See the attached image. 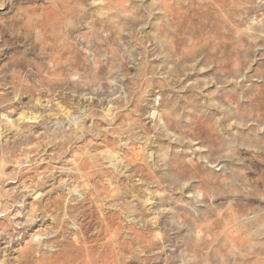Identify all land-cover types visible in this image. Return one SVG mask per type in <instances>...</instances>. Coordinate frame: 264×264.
Returning a JSON list of instances; mask_svg holds the SVG:
<instances>
[{
  "label": "rangeland",
  "instance_id": "rangeland-1",
  "mask_svg": "<svg viewBox=\"0 0 264 264\" xmlns=\"http://www.w3.org/2000/svg\"><path fill=\"white\" fill-rule=\"evenodd\" d=\"M232 1L0 0V264H264V0Z\"/></svg>",
  "mask_w": 264,
  "mask_h": 264
},
{
  "label": "bare ground",
  "instance_id": "bare-ground-1",
  "mask_svg": "<svg viewBox=\"0 0 264 264\" xmlns=\"http://www.w3.org/2000/svg\"><path fill=\"white\" fill-rule=\"evenodd\" d=\"M212 1V3L214 4V6L216 7V9L218 10V11H220L223 15H224V17H226L227 19H230L229 18V16H228V10H230V8L232 7H234L235 5V3L232 1V0H211ZM243 1V0H242ZM246 2V1H245ZM211 3V4H212ZM241 4V3H240ZM243 5V4H242ZM237 6H238V4H237ZM240 7V6H239ZM237 8V7H236ZM217 11V12H218ZM216 12V13H217ZM219 13V12H218ZM217 13V14H218ZM231 13V12H230ZM233 13H235V12H232V14ZM237 13V12H236ZM221 14V15H222ZM223 15H222V17H223ZM236 15H238V14H236ZM233 16V15H232ZM221 16L219 17L220 19H224V18H222ZM234 18H235V16H234ZM225 22H227V20L225 21ZM231 22V21H230ZM233 23V22H232ZM228 24V23H227ZM228 27L229 26H231L230 24L229 25H227ZM232 27V26H231ZM263 29V28H262ZM260 31V30H259ZM231 32V31H230ZM254 34H256V33H254ZM262 36V35H261ZM261 38V37H260ZM259 39V38H258ZM263 39V38H262ZM264 94V93H263Z\"/></svg>",
  "mask_w": 264,
  "mask_h": 264
}]
</instances>
